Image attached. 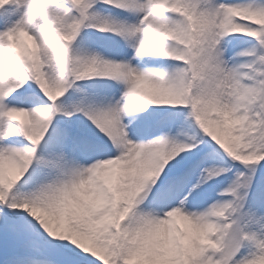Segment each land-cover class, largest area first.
Masks as SVG:
<instances>
[{
  "label": "snow or ice",
  "instance_id": "snow-or-ice-1",
  "mask_svg": "<svg viewBox=\"0 0 264 264\" xmlns=\"http://www.w3.org/2000/svg\"><path fill=\"white\" fill-rule=\"evenodd\" d=\"M0 264H264V0H0Z\"/></svg>",
  "mask_w": 264,
  "mask_h": 264
}]
</instances>
